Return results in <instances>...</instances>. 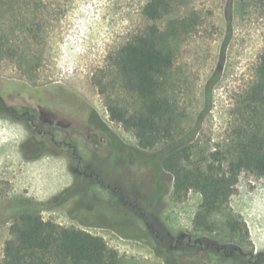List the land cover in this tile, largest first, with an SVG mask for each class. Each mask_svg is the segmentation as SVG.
Instances as JSON below:
<instances>
[{"label": "rangeland", "instance_id": "374dc122", "mask_svg": "<svg viewBox=\"0 0 264 264\" xmlns=\"http://www.w3.org/2000/svg\"><path fill=\"white\" fill-rule=\"evenodd\" d=\"M148 1L0 3V36L8 35L18 44L34 37L28 53L42 58L36 61L40 66L34 78L11 60L0 61L4 102L22 114L41 100L52 105L61 120L80 114L79 105L95 111L106 125L103 139L52 129L57 142L75 145L79 163L63 146L32 158L42 139L24 121L0 116V209L25 198L48 202L71 188L73 198L42 210L43 219L103 238L117 251L119 264H166L164 252L157 249L165 230L173 236L193 234L191 240L204 245L229 240L220 217L215 218L211 235L194 232L201 194L190 191L182 201H174L172 176L149 164L148 157L157 150H141L134 134L110 119L108 97L131 110L140 105L138 97L124 88L112 57L142 24L141 10ZM185 1L201 27L177 44L167 93L184 131L197 130L194 159L199 160L229 144L233 110L264 52V0ZM231 206L246 222L255 253L257 247L264 252V178L243 172ZM10 226L11 221H0V264ZM178 256L186 264H237L233 258H218L215 250L180 251Z\"/></svg>", "mask_w": 264, "mask_h": 264}, {"label": "trees", "instance_id": "16d2710c", "mask_svg": "<svg viewBox=\"0 0 264 264\" xmlns=\"http://www.w3.org/2000/svg\"><path fill=\"white\" fill-rule=\"evenodd\" d=\"M141 19L142 24L129 33L112 57L124 88L138 97L140 105L131 110L108 97L110 119L133 133L141 150H157L148 161L172 176L174 201H182L190 191L201 194L202 202L193 220L196 234L211 235L214 220L220 217L229 237L228 242L204 245L193 242V234L173 236L165 230L157 249L164 252L166 264H186L178 252L198 250H215L218 258H233L237 264H263L264 252L255 253L249 228L233 210L231 199L243 172L264 178V52L233 110L235 121L228 146L195 160L197 130L185 132L182 128V117L167 93V84L176 63V46L198 32V16L185 0H149L141 10ZM34 40L29 36L18 44L10 36L1 35L0 61L11 60L24 75L34 78L40 66L36 63L40 57L28 53ZM206 105L208 111L209 96ZM71 190L48 202L25 198L0 209V221H11L1 264H119L117 251L103 238L43 219L42 210L55 206L56 201L62 204L73 198ZM156 234L154 231L155 238Z\"/></svg>", "mask_w": 264, "mask_h": 264}, {"label": "flooded vegetation", "instance_id": "af4514ba", "mask_svg": "<svg viewBox=\"0 0 264 264\" xmlns=\"http://www.w3.org/2000/svg\"><path fill=\"white\" fill-rule=\"evenodd\" d=\"M80 114L75 117H65L63 120L57 117L52 105L43 104L38 100L33 109H29L22 114H18L13 107H9L7 102H4L3 97L0 95V116L13 117L19 121L26 123L27 129L38 134L42 140H38L35 144L33 155H42L46 151L58 147H65L67 155L74 159H78L82 163L80 157L77 155V150L72 142L65 140L60 143L56 141L55 133L52 129L58 127L64 132L70 134L78 133L87 135L91 139L93 136H102L105 133L106 125L100 116L93 110L85 109L83 106L77 105ZM39 143V144H38Z\"/></svg>", "mask_w": 264, "mask_h": 264}, {"label": "crops", "instance_id": "0c3cea01", "mask_svg": "<svg viewBox=\"0 0 264 264\" xmlns=\"http://www.w3.org/2000/svg\"><path fill=\"white\" fill-rule=\"evenodd\" d=\"M69 178L71 179V176H70ZM232 208H233V207H232ZM250 229H251V227H250ZM254 236H255V235H253V233L251 232V237L253 238V240H254V242H255ZM258 252H261V251H260L259 248L257 247L256 253H258Z\"/></svg>", "mask_w": 264, "mask_h": 264}]
</instances>
